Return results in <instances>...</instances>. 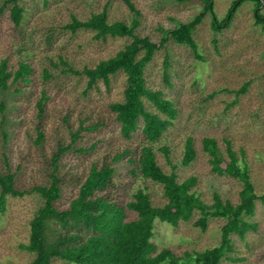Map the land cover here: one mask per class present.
<instances>
[{
	"label": "rangeland",
	"instance_id": "rangeland-1",
	"mask_svg": "<svg viewBox=\"0 0 264 264\" xmlns=\"http://www.w3.org/2000/svg\"><path fill=\"white\" fill-rule=\"evenodd\" d=\"M131 1L140 11L137 32L155 41L175 23L189 21L203 9L199 0ZM231 1L214 0L219 18L224 16ZM19 4L24 14L18 27L10 20L9 5L0 17V58H7L13 68L18 59L26 56L33 71L31 82L20 85L23 93L0 89V103L5 105L4 111H0V171L16 170V182L21 188L42 182L49 155L59 141L70 140V129L77 128L80 119L83 125L98 122L96 128L81 129L75 141L76 146L95 144L94 148L85 152L69 150L61 157L64 181L57 205L64 207L77 193V182L86 174L92 160L100 161L108 154L125 147L134 149L146 142L140 131L141 123L129 139L123 138L108 107L110 102L123 98L124 72L119 70L110 75L108 86L98 80L85 90L86 78L68 68L80 70L83 66H93L122 48L130 38H96L92 30L73 32L66 24L73 16L86 19L105 4L109 19L130 20L131 14L123 0H19ZM260 9L264 14V0ZM221 28L214 32L210 15H204L193 31L197 54L169 37L165 47L158 49L145 67L147 84L171 98L178 110L173 124L152 142L157 161L170 171L159 148L167 146L171 162L178 163L184 140L191 136L196 157L187 166L178 165L175 172L179 180L196 175L193 189L206 203L212 202L213 191L223 199L237 202L241 188L236 178L211 171L208 155L201 147V138L206 135L218 140L223 153L224 138L237 151L242 148L255 191L264 192V27L255 22L252 2L245 1L229 25ZM165 54L169 56L170 84L163 80ZM60 57L66 64L59 61ZM245 83H248L246 89L240 92ZM42 89L49 98L39 117L35 103ZM37 129L44 134L41 143L35 141ZM128 156L124 154L114 163L113 197L129 199L136 187L143 186L154 205L163 204L166 199L161 184L130 172ZM40 203L36 194L7 197L5 209L0 210V264H27L32 258L21 244L28 241L29 221ZM134 215L129 211V217ZM197 218L195 212L189 220L176 225L156 219L152 240L157 250L168 247L182 254L185 250L200 251L218 244L224 219L209 217L202 230L194 224ZM243 218L253 227L244 237L231 233L234 250L227 255L237 260L223 258L220 264H264V202L257 199L253 215Z\"/></svg>",
	"mask_w": 264,
	"mask_h": 264
},
{
	"label": "trees",
	"instance_id": "trees-1",
	"mask_svg": "<svg viewBox=\"0 0 264 264\" xmlns=\"http://www.w3.org/2000/svg\"><path fill=\"white\" fill-rule=\"evenodd\" d=\"M123 1L130 11V20L109 19L105 4L101 10L92 12L84 20L73 16L66 27L73 32L78 29L92 30L96 38L126 36L130 38L129 41L93 66H83L80 70L68 68L86 78L85 90L96 85L98 80L108 86L110 75L119 70L124 72L123 98L110 102L108 107L114 114L123 138L129 139L141 123L140 131L146 142L134 149L125 147L120 152L108 154L100 161L92 160L86 174L77 182V193L66 206L60 207L57 202L62 197L64 181L60 171L62 155L69 150L85 152L95 147V144L88 147L75 145L81 129L91 130L99 126L98 122L83 125V119H80L79 126L70 129V140L66 143L59 141L49 155L46 176L42 182L21 188L16 182V170L8 168L5 172L0 171V210L5 209L8 196L36 194L40 198L41 203L29 221L28 241L21 244L24 250L32 254L27 264H56L60 261L65 264H220L223 258L236 261V257L227 255L234 250L231 233L244 237L253 227L243 217L253 215L257 199L264 202V192L258 194L255 191L244 150L240 148L237 151L227 138L223 139L224 153L218 140L210 135L201 138V147L208 155L211 171L241 182L237 202L223 199L217 191H213L212 202L206 203L193 189L197 182L196 175L178 179L175 168L189 165L196 157L191 136L184 140L178 163L171 162L167 146L159 148L170 165V171L164 170L157 161L152 142L173 124L178 110L171 98L147 84L145 67L154 53L165 47L169 37L189 46L197 54L193 31L206 14L210 15L211 27L217 32L222 29L221 26L229 25L239 6L248 1L253 4L255 22L264 27V14L260 9L262 0H232L222 18L214 10V0H199L203 9L193 19L175 23L157 41L137 32L140 11L131 0ZM7 5L10 20L18 27L22 23L23 7L19 0H2L0 17ZM59 61L66 64L61 57ZM52 63L56 65L54 61ZM169 66V56L165 54L163 80L167 84H170ZM32 71V64L26 56L18 59L13 68L9 66L7 58H0V89L6 91L11 88L15 93H23L24 89L20 85L31 82ZM247 84L241 86L240 92L246 89ZM48 98L49 95L42 89L35 103L39 117L45 111ZM4 108V102H1L0 111L3 112ZM43 139L42 130L37 129L35 141L41 143ZM124 154L129 155L127 162L130 172L141 179L161 184L162 195L166 199L163 204L154 205L143 186L136 187L129 199L113 197L112 187L116 185L114 163ZM129 211L135 215L129 217ZM195 212L198 218L194 224L202 230L209 217L224 219L219 243L200 251L185 250L182 254H176L168 247L157 250L152 240L155 220L176 225L181 220H189Z\"/></svg>",
	"mask_w": 264,
	"mask_h": 264
}]
</instances>
